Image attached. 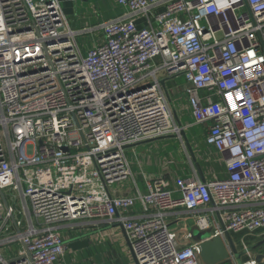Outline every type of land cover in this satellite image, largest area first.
Masks as SVG:
<instances>
[{
  "label": "built area",
  "instance_id": "2783aa9c",
  "mask_svg": "<svg viewBox=\"0 0 264 264\" xmlns=\"http://www.w3.org/2000/svg\"><path fill=\"white\" fill-rule=\"evenodd\" d=\"M118 3L75 29L61 0H0V264H53L61 229L96 219L123 224L138 264H203L201 242L170 224L178 209L211 236L264 230V0ZM97 28L84 53L78 36ZM177 77L228 176L179 175L174 190L134 173L128 149L181 133L162 84ZM127 181L132 194H114Z\"/></svg>",
  "mask_w": 264,
  "mask_h": 264
},
{
  "label": "crops",
  "instance_id": "0c3cea01",
  "mask_svg": "<svg viewBox=\"0 0 264 264\" xmlns=\"http://www.w3.org/2000/svg\"><path fill=\"white\" fill-rule=\"evenodd\" d=\"M61 4L65 15L75 29L97 27L103 21L116 17L126 10L118 3V0H61ZM103 41V34L99 28L78 36L79 46L84 53ZM184 82L183 77H177L169 79L165 86L181 133L135 145L128 155L134 173H145L148 176L163 174L174 190L177 189L175 179L179 175L198 176L202 181H204L203 178L208 181L215 177L228 176L223 154L206 142L208 125L195 122L189 102L177 86ZM139 184L141 190L145 192L147 190L145 183L141 181ZM131 186L132 181H127L125 188H117L114 194H132ZM174 194L180 195L178 191ZM140 210L142 206L137 202L136 207L127 214H137L141 212ZM121 214H123L122 211ZM169 221L172 226L179 227L181 235L192 232L195 228L192 216L183 209H178ZM61 230L65 240L82 236L89 243L77 249L67 247L64 257L53 264H136L130 250L127 232L118 220L96 219L82 223L79 231L67 228ZM231 235L239 252L244 248L253 247L240 257L242 262L255 261L256 264H264V230L251 235ZM228 260L238 264V259L233 254L218 264ZM203 264L207 263L203 261Z\"/></svg>",
  "mask_w": 264,
  "mask_h": 264
},
{
  "label": "water",
  "instance_id": "95a60500",
  "mask_svg": "<svg viewBox=\"0 0 264 264\" xmlns=\"http://www.w3.org/2000/svg\"><path fill=\"white\" fill-rule=\"evenodd\" d=\"M162 84L166 86V80H163ZM182 135L184 136L185 133L183 132ZM151 140L143 141L141 143H146ZM203 180L205 181L204 178ZM3 199L6 207L8 208V201L5 195H3ZM222 228L223 230H225L224 224H222ZM192 235L194 240L201 242V258L207 264H218L222 261L227 260L231 254H233L238 259V264H243L244 262H242L240 257L253 248H244L241 252H239L232 235L226 230L224 232V235L211 236V230L201 231L197 228H193ZM66 243L68 244V247L72 249H77L88 244L89 241L87 239H83L82 236H79L67 239ZM129 246L134 260L136 264H138L136 256L131 248V245L129 244Z\"/></svg>",
  "mask_w": 264,
  "mask_h": 264
},
{
  "label": "rangeland",
  "instance_id": "374dc122",
  "mask_svg": "<svg viewBox=\"0 0 264 264\" xmlns=\"http://www.w3.org/2000/svg\"><path fill=\"white\" fill-rule=\"evenodd\" d=\"M27 150H28V153H32L33 150H34L33 149V145H29ZM129 152H130V150L128 149V155L130 154ZM139 183H141V181H139ZM12 248H13V250H17L18 246L17 245H13ZM5 249H7V247H5Z\"/></svg>",
  "mask_w": 264,
  "mask_h": 264
},
{
  "label": "trees",
  "instance_id": "16d2710c",
  "mask_svg": "<svg viewBox=\"0 0 264 264\" xmlns=\"http://www.w3.org/2000/svg\"><path fill=\"white\" fill-rule=\"evenodd\" d=\"M222 264H233V263H232V261L228 260V261H226V262H224Z\"/></svg>",
  "mask_w": 264,
  "mask_h": 264
}]
</instances>
